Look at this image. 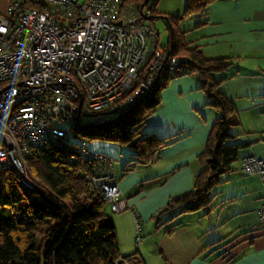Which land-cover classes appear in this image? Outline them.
<instances>
[{"label": "crops", "instance_id": "1", "mask_svg": "<svg viewBox=\"0 0 264 264\" xmlns=\"http://www.w3.org/2000/svg\"><path fill=\"white\" fill-rule=\"evenodd\" d=\"M7 10L8 0H0V16ZM204 18L207 23L190 43L206 58L231 61L213 77L237 110L229 129L237 136L234 142L245 146L232 170L219 177L203 209L156 225L154 217L170 199L193 190L204 169L199 155L219 114L207 105L196 74L172 77L141 130L168 137L171 144L150 165L123 171L128 159L123 160L116 174L131 209L114 213L106 205L120 259L143 264H264V225L259 218L264 185L257 175L241 170L243 158H264V0H216Z\"/></svg>", "mask_w": 264, "mask_h": 264}, {"label": "built area", "instance_id": "2", "mask_svg": "<svg viewBox=\"0 0 264 264\" xmlns=\"http://www.w3.org/2000/svg\"><path fill=\"white\" fill-rule=\"evenodd\" d=\"M149 2L146 16L154 6ZM147 21L125 0H8L0 16V171L15 169L33 188L26 163L31 151L48 141L68 145L94 161L86 180L111 211L131 209L112 159L73 142L61 123L75 119V129L81 120L111 121L155 82L175 75L178 58ZM241 170L264 185V158H243ZM259 218L264 225V204ZM136 231L139 244L138 220Z\"/></svg>", "mask_w": 264, "mask_h": 264}, {"label": "trees", "instance_id": "3", "mask_svg": "<svg viewBox=\"0 0 264 264\" xmlns=\"http://www.w3.org/2000/svg\"><path fill=\"white\" fill-rule=\"evenodd\" d=\"M213 1L187 0L182 15L166 16L171 26L166 45L179 61L174 76L196 74L207 105L219 114L199 155L204 169L196 176L193 190L170 199L154 217L156 225L203 209L211 201L210 193L219 177L232 170L239 149L245 146L234 142L237 136L229 129L237 110L213 77L226 70L231 61L204 57L197 46L186 42L184 31L178 28L179 20L191 16L197 18L196 28L204 26L206 10ZM125 2L140 13L145 0ZM153 2L157 4V0ZM152 10L151 21L157 17L155 6ZM165 78L155 82L130 112L125 114L126 109L111 121L77 125L74 130L92 139L127 146L130 154L123 171L152 164L159 151L172 142L168 137L141 132L147 118L161 104V92L172 77ZM26 163L35 181L33 188L21 181L15 169L0 171V264H116L120 256L113 220L101 195L86 180L94 161L68 145L48 141L33 149ZM164 215L168 217L162 220Z\"/></svg>", "mask_w": 264, "mask_h": 264}, {"label": "rangeland", "instance_id": "4", "mask_svg": "<svg viewBox=\"0 0 264 264\" xmlns=\"http://www.w3.org/2000/svg\"><path fill=\"white\" fill-rule=\"evenodd\" d=\"M152 1V0H150ZM150 3V2H149ZM187 0H157V4L155 6V15L157 17L153 18L151 22L158 33H161V44L165 45L170 37V29L169 24L167 22V18H164L168 15H182L184 8L186 6ZM128 4V3H127ZM153 6V7H154ZM153 12V10H152ZM7 13L3 14L6 16ZM197 18L194 16L184 17L178 22V28L185 33L186 42L190 43V40H194V36L197 34V29L194 24ZM194 42V41H193ZM192 45V43H191ZM75 119L66 120L61 123V126L67 130L69 133L71 140L76 143H85L87 148L98 154H105L109 158L112 159L115 166V171H119V167L123 160L128 157L129 148L125 145H122L119 142L108 141L102 138L92 139L88 136H84L79 133L77 130H74L71 125L74 124ZM79 125H89L85 121L81 120ZM79 128V126H78Z\"/></svg>", "mask_w": 264, "mask_h": 264}, {"label": "water", "instance_id": "5", "mask_svg": "<svg viewBox=\"0 0 264 264\" xmlns=\"http://www.w3.org/2000/svg\"><path fill=\"white\" fill-rule=\"evenodd\" d=\"M150 0H145V3L141 5V8H140V15L146 19V20H152V16H146L143 14V8L145 6L146 3H148ZM166 18V17H164ZM169 29L171 30V26L169 24ZM140 101L136 102L134 105H132L130 108H128L126 111H125V114L130 112Z\"/></svg>", "mask_w": 264, "mask_h": 264}]
</instances>
